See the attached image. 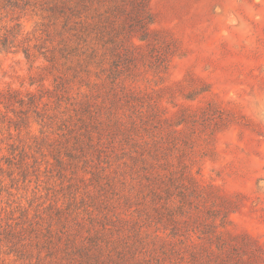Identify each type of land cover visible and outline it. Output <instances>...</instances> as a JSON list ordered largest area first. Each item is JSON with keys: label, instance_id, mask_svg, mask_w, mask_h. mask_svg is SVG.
Segmentation results:
<instances>
[{"label": "rangeland", "instance_id": "1", "mask_svg": "<svg viewBox=\"0 0 264 264\" xmlns=\"http://www.w3.org/2000/svg\"><path fill=\"white\" fill-rule=\"evenodd\" d=\"M9 90L0 264H264V0H0Z\"/></svg>", "mask_w": 264, "mask_h": 264}, {"label": "trees", "instance_id": "2", "mask_svg": "<svg viewBox=\"0 0 264 264\" xmlns=\"http://www.w3.org/2000/svg\"><path fill=\"white\" fill-rule=\"evenodd\" d=\"M57 78L59 80L55 84L56 93H58V91H60L62 89H65V86H66V82H63V79H60V78H62L61 75L57 76ZM13 94H14V92H12L10 90L8 92L4 93V94L0 93V103H5L7 106H10V105L14 104L13 100H12L13 99ZM94 106H96L94 103H90V102L87 103V106L85 108V111L89 113L87 119L89 117H91L92 114H95V111H93ZM81 123L85 124L86 127H92V126L96 125L97 121H96V123H94V122L91 123L90 120L88 121L86 119H83V120H81ZM100 124H99V121H98V127L100 126ZM113 128H115L116 131H120L121 130V126L118 123H116V125H114V124H105L104 126H103V124H101V131L98 133V135L100 137H98V141L97 142H94V138H95L94 134H95V132L90 130V129H86L84 132L76 135L77 143L80 142L79 143V145H80V149L79 150H80V153H81V155L83 157L87 158L88 154L91 151L98 152V155L100 156V158H98L99 159V166L103 165L102 166V178L103 179L107 178V176L105 175V171H106L107 167L112 166L113 161H112V158L110 157V153H106L102 149L95 150L94 146L98 145L100 147V144L102 143L101 142L102 141V136L106 135L108 137L110 135L111 129H113ZM103 152H105V157L106 158L102 159V156H101L100 153L103 154ZM134 159L136 161L134 163V166H138L139 171L143 170V168L146 169L145 165H143L145 160H146L145 157H143V154L138 156V157H136V158H134ZM102 162H103V164L100 165V163H102ZM105 163H106V165H104ZM110 185H111V183H110ZM122 185L123 186L120 187L121 189L117 193L118 195H116L117 196V200L120 201V202H124L125 201L124 203L126 205H128V201L130 200V197L132 195H128V194L125 193L127 183L122 181ZM141 192H143V191H141ZM143 196L146 197L145 195H143ZM157 198L158 197L156 196V199ZM137 201H139L138 203H141L142 202V197L140 196ZM100 203L103 205V204H105L107 202H103V203L100 202ZM129 206H131V205H129ZM103 208H106V205H104Z\"/></svg>", "mask_w": 264, "mask_h": 264}]
</instances>
